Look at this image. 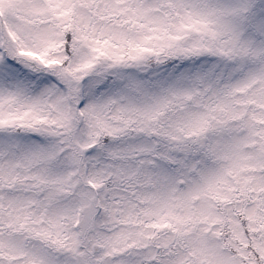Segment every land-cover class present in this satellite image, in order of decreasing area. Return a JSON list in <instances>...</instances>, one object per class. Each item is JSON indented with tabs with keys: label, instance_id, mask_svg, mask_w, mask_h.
Returning a JSON list of instances; mask_svg holds the SVG:
<instances>
[{
	"label": "snow or ice",
	"instance_id": "6c2138e0",
	"mask_svg": "<svg viewBox=\"0 0 264 264\" xmlns=\"http://www.w3.org/2000/svg\"><path fill=\"white\" fill-rule=\"evenodd\" d=\"M0 264H264V0H0Z\"/></svg>",
	"mask_w": 264,
	"mask_h": 264
}]
</instances>
